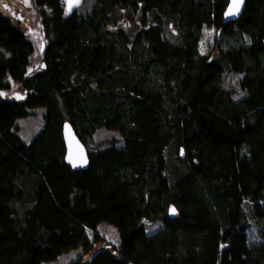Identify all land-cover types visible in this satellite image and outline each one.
Listing matches in <instances>:
<instances>
[{"label":"trees","instance_id":"trees-1","mask_svg":"<svg viewBox=\"0 0 264 264\" xmlns=\"http://www.w3.org/2000/svg\"><path fill=\"white\" fill-rule=\"evenodd\" d=\"M33 2L43 65L31 75L35 45L0 13V264L79 248L69 264H264L244 208L264 181V0L229 22V0H90L71 14ZM36 108L43 126L26 142L17 122ZM65 123L85 170L66 163ZM102 223L118 243L95 251Z\"/></svg>","mask_w":264,"mask_h":264},{"label":"rangeland","instance_id":"rangeland-1","mask_svg":"<svg viewBox=\"0 0 264 264\" xmlns=\"http://www.w3.org/2000/svg\"><path fill=\"white\" fill-rule=\"evenodd\" d=\"M33 0H0V13L9 17L13 25L23 31L29 40L35 45V51L30 58V65L28 67V74L40 69L43 65L41 57V48L43 42V30L41 20L36 13ZM86 5L90 4V0L83 2ZM82 6V5H81ZM214 29L206 28L200 42V52L207 54L213 41ZM240 76L236 74H228L225 78V86L228 88L237 87ZM18 87L12 90L9 96H18ZM19 97V96H18ZM32 116L18 120L20 126V136L26 141L30 142L32 138L40 131L43 126L44 108H36L32 110ZM117 136L108 131H100L97 136V141L103 138ZM253 163L250 160H244L241 165V172L250 174L253 171ZM244 208L251 224L248 232L250 244L264 242V181L256 190L245 192ZM103 238L107 244H100L95 251L104 247L110 248L111 245L118 243V232L114 226L107 223H102L99 226ZM81 248L72 250L63 254L59 258L58 264H69L70 261L76 258Z\"/></svg>","mask_w":264,"mask_h":264},{"label":"water","instance_id":"water-1","mask_svg":"<svg viewBox=\"0 0 264 264\" xmlns=\"http://www.w3.org/2000/svg\"><path fill=\"white\" fill-rule=\"evenodd\" d=\"M66 5V10L69 14L76 11L84 2V0H63ZM247 0H242L239 3V9L236 10L234 0H229V4L224 14L225 22L235 21L241 17L246 6ZM63 137L66 146V163L74 170H85L89 165V156L86 147L79 140L75 131L69 123L63 126ZM171 209L170 214L176 217V211Z\"/></svg>","mask_w":264,"mask_h":264},{"label":"snow or ice","instance_id":"snow-or-ice-1","mask_svg":"<svg viewBox=\"0 0 264 264\" xmlns=\"http://www.w3.org/2000/svg\"><path fill=\"white\" fill-rule=\"evenodd\" d=\"M77 2H78V0H77ZM240 2H242V0H234L236 10L239 9V3ZM172 211L175 212V209H173Z\"/></svg>","mask_w":264,"mask_h":264}]
</instances>
